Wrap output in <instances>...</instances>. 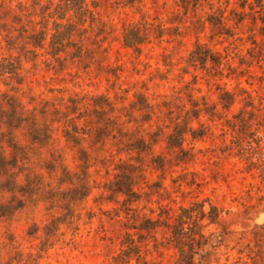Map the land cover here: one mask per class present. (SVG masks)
Listing matches in <instances>:
<instances>
[{"label":"rangeland","instance_id":"374dc122","mask_svg":"<svg viewBox=\"0 0 264 264\" xmlns=\"http://www.w3.org/2000/svg\"><path fill=\"white\" fill-rule=\"evenodd\" d=\"M83 1L0 0V264H264V0Z\"/></svg>","mask_w":264,"mask_h":264},{"label":"trees","instance_id":"16d2710c","mask_svg":"<svg viewBox=\"0 0 264 264\" xmlns=\"http://www.w3.org/2000/svg\"><path fill=\"white\" fill-rule=\"evenodd\" d=\"M59 3L54 6L53 12L51 14L57 15V19L59 20L58 22H54V33L51 35L52 41H51V48L54 51L57 50V45L63 46L64 41H70L71 37L74 35V32H77L78 25H82L87 18L93 19V12L89 10L84 3L83 0H58ZM72 12L76 17H77V22L71 21V18H65V16ZM45 32H39L37 33V42H35L34 47H39L41 48L43 45V41L45 40ZM143 38L138 34L137 31H132L129 30L125 33L123 37V42L126 47H136L140 43H142ZM18 67H13V69L10 70L12 75L16 76L18 73L16 72ZM227 100L224 104V107H228L232 100H231V95L229 93H225ZM249 96H247V101L245 102V106H252V103L248 100ZM10 112L13 114L16 113L17 107L14 104H10ZM243 113V112H241ZM238 118V117H236ZM240 123L241 128H246L247 122L239 120L237 121ZM74 133H78L75 131ZM185 130L179 129L177 126L174 127L173 133L169 134L168 136V143L170 146L173 148L178 149L179 151H182V143H183V136H184ZM242 133V131H240ZM66 135H68L66 133ZM238 135V134H237ZM76 136H73V141L76 140ZM240 138V137H239ZM258 142V140H257ZM117 192H122V193H127L126 191L128 190H122V188H117ZM211 210L215 211L214 208H210ZM187 212V216H185L187 219H191V212L192 211H184ZM197 220H202L204 218H208L211 222H213L216 219L215 216H208L207 213H204L202 210L198 211V214L196 216ZM181 223L179 222V225ZM183 224V223H182ZM178 225V223H177ZM183 233H177L175 236V243L176 247L179 250L181 259L184 264H191L193 260V256L197 254L198 250H201L202 246H199L197 243V249H195L193 244H184L183 242ZM200 238H203L202 235H200ZM187 247V248H185Z\"/></svg>","mask_w":264,"mask_h":264}]
</instances>
